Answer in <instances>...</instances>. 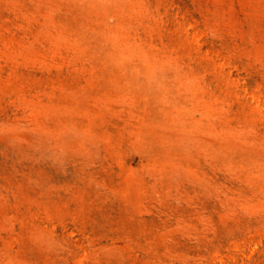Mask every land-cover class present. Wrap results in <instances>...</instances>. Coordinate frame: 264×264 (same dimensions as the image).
Wrapping results in <instances>:
<instances>
[{
	"label": "rangeland",
	"instance_id": "374dc122",
	"mask_svg": "<svg viewBox=\"0 0 264 264\" xmlns=\"http://www.w3.org/2000/svg\"><path fill=\"white\" fill-rule=\"evenodd\" d=\"M0 264H264V0H0Z\"/></svg>",
	"mask_w": 264,
	"mask_h": 264
}]
</instances>
